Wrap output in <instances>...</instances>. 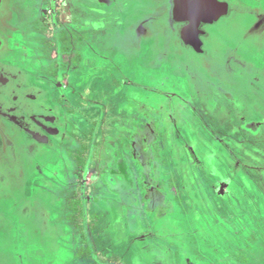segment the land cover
<instances>
[{"label": "flooded vegetation", "instance_id": "obj_1", "mask_svg": "<svg viewBox=\"0 0 264 264\" xmlns=\"http://www.w3.org/2000/svg\"><path fill=\"white\" fill-rule=\"evenodd\" d=\"M107 117L106 142L129 151L113 153L115 167L101 158ZM124 158L131 183L143 182L128 211L146 229L122 240H152L157 264H200L182 220L164 213L214 227L200 213L214 206L196 197L209 163L258 192L246 170L264 161V0H0V195L14 196H0V264H31L41 247L42 264H134L118 255L122 220L101 206ZM151 212L163 219L156 233ZM7 244L23 245L15 259Z\"/></svg>", "mask_w": 264, "mask_h": 264}, {"label": "rangeland", "instance_id": "obj_2", "mask_svg": "<svg viewBox=\"0 0 264 264\" xmlns=\"http://www.w3.org/2000/svg\"><path fill=\"white\" fill-rule=\"evenodd\" d=\"M121 26L122 24H120V27ZM136 66L137 65L135 64V67ZM105 68L106 70L110 69V67H106V63H105ZM125 68L127 70L126 74L127 73L130 74L129 69L127 67ZM168 89H169L168 91H171V90L179 91L180 88L178 89V87L174 86L173 88L169 87ZM189 137H190L189 138L190 140H192V138L194 139L192 135H189ZM210 144L212 145V142H210ZM101 148H102L100 150L102 154L101 158L104 160L107 158L112 159V156H114L113 153L119 154V152H121L119 149H113L104 140H103V144ZM255 148H256L255 146H252V148H249V152L252 150H256ZM198 150H199L200 156L207 155L210 158V155H208V152H209L208 148H206L205 146H201ZM212 161L213 163H215L214 160ZM261 163L263 164L252 165L251 168H248V170H246L247 172L246 174L249 176L251 181L255 185L258 186V192L254 191L251 193L247 191V188L244 186L242 181L240 182V180H237L239 182H235L234 180H236L238 177H236L233 171V174H231V176H229L227 180L223 182V183L228 182L229 184L230 183L232 184L233 198L231 196H227L224 199L216 198L219 200L216 201L217 204H214V203L212 204L214 208L209 207L207 211L200 212L202 218H204L205 215H209L210 219L215 223L214 227L210 228L207 225H205L204 227L201 228L200 231H198L195 228L197 226L195 224L196 222H194L193 213L173 214L174 217L180 218V220H182L184 224H187L186 231H188V235H189L186 239L187 244H190V248L193 252H197V253L200 252L203 255V258L206 264H227L226 261H224L226 259L225 256L218 258L217 256L205 250V247L203 245V242L205 240H207L208 243H212V239L214 240L216 239L217 242H223V241L229 242L226 237H231L233 239L235 238V241L233 242L235 244L231 243L234 249V257H233L232 264H264V212L263 214L260 213L262 202L260 200L261 198H258L257 196V193H260L261 190H262V193L264 192V188H263L264 187V161ZM212 165H213L212 163H209L206 165L207 168H210L209 171L207 172V175H210L208 176V178H211V176H213L214 174L216 176H221L223 178H226L227 176L226 175V170H227L226 164L215 163L214 169H211ZM240 171L241 173L242 171L244 172L243 166L240 169ZM260 174H262V176H260ZM203 176H206V173L203 174ZM210 182H212L213 184V180L209 179L208 185L210 184ZM238 184H240V187H239V193L237 196V191L236 190L234 191V189L237 188L236 186ZM260 184H261V188H259ZM18 189L19 188H17L14 191V194L18 193ZM245 192H248V193H245ZM208 195L209 194H207V196ZM0 196H1V199H3L5 197L7 198L12 197L13 195L12 193L5 191ZM197 198L199 199V197ZM107 205L109 206L108 208H110L111 210L114 209V207L112 206L111 203H109L108 200H106V202H104L103 205L101 206L106 210ZM116 208L117 206L115 207V209ZM116 210L114 211L116 213V216L118 215L120 217L119 221L123 220L125 224L131 225L130 223L131 217L130 219L129 217H124L125 212L123 210H119V211H116ZM153 213L154 212H151V214L146 213V215H150L151 220H153L152 228H155V233H156L157 231L156 226L159 225L160 222L163 221V219L159 217L158 215H155V214L153 215ZM129 216H131V213L129 214ZM132 216H133L131 219L132 225H136L138 221L141 220V217H138L140 216V213L135 212L134 214L133 212ZM220 227H222L226 231L225 234L221 231L222 229L219 230ZM108 229L110 228H106V230L109 232L110 230ZM120 232L122 233L125 232V226L120 230ZM1 237L5 238L4 236H0V240H1ZM222 239H225V240H222ZM157 240L160 242V240L163 241V238L161 239L157 238ZM51 242L53 243L55 242L52 240L50 241V246L52 248ZM15 244H12L11 246L7 245L6 247H4V249L9 250L13 253L14 258H15V253H17V249H16L17 246H20V249H22L23 247V245H15ZM217 244H219L217 246L218 250L220 247H223L222 244L220 243H215L214 245H217ZM137 247H139L138 244H137ZM62 248H63V251L65 252L63 254V257H64L63 259L72 260L75 258V254H74L75 247L74 246H68L66 248L62 246ZM0 249L3 252V247H0ZM1 251H0V254L2 253ZM7 254L10 257L11 253L7 252ZM152 255H153L152 253H141L140 254V251L138 249L137 251L135 250L134 244L131 245L130 247H127V252H125V257L128 256L129 257L128 259H132L134 264H153L151 262L156 263L155 258ZM239 257L244 258V259L240 260ZM119 258L120 260L122 259V257H119ZM162 258L164 259L166 258V256ZM162 258L160 259L163 260ZM59 264H62V262Z\"/></svg>", "mask_w": 264, "mask_h": 264}, {"label": "crops", "instance_id": "obj_3", "mask_svg": "<svg viewBox=\"0 0 264 264\" xmlns=\"http://www.w3.org/2000/svg\"><path fill=\"white\" fill-rule=\"evenodd\" d=\"M109 117L106 118L105 124H103L104 126H103L102 131H101L102 141L104 140L105 142H106V140H105L106 136L105 135L109 133V132H107L108 129H109L108 126L111 123V119H109ZM112 119H113V117H112ZM119 150L121 152H123L124 154L126 153V155L129 154V151L127 149L119 148ZM111 161L112 160L110 158H107L105 160L103 159V162H104L103 164L104 165H114V167H115V164H112L113 162H111ZM135 163H136V167L138 168V172L139 173H140V169L141 168L143 169V172H142L143 175H144V173H145V175H146V173H148L149 166H150V161L148 160V157H147L146 154H143L142 159L141 160L138 159L137 162H135ZM226 166H227V170H226V175L227 176H226V178H223L221 176H216L215 174L213 176H211V178H208V176H210V175H207V172L203 173V174L206 173V176H203V174H201L204 177V179H205V181L207 183V186H206V189H205V191L203 193H198L197 194V197H199L198 201L202 200L208 206V205L213 204V203L217 204L216 201L219 200V199H216V198L224 199L227 196H231L233 198L232 192H230V191H228L226 193H225V191L223 192L222 183L225 182L227 180V178L229 176H231V174H233V170H232L233 167H231L229 164H226ZM240 167H242V166H240ZM129 170H130V162H128L126 158L121 159V161L118 163V167H116V169L114 171V174H113L115 179L118 181V182L114 181L115 184H113V188H115V189L112 188V189H110L108 191L106 190L107 192L105 191L104 193L107 196V199L109 200V203H111L112 206L114 207V210H116V209H117L116 211L123 210L125 212L124 217H129V219L131 217V219H132V217H133L132 215L133 214H131V216H129V214L131 212L128 211V206L129 207H131V205H133V206L136 205L137 206V204H138V196L137 195L133 196V185H134V188H136V185L138 187L139 185L143 184V182H142V178H141V179H137L135 181V183L132 184L131 180L133 181V179L130 177ZM209 179L213 180V184H212V182H210V184L208 185ZM248 179L251 180L249 178V176H248ZM237 180H240V178L238 177ZM252 184H254V183H252ZM214 186H216V187H214ZM116 187H118V188L116 189ZM245 193H248V192H245ZM207 194H209V195L207 196ZM133 197H135V199ZM145 201H147V200H145ZM116 206H117V208L115 209ZM165 213H164V217L167 220L170 219V217L175 218L172 213H170V214L168 212H165ZM134 214H135V212H134ZM154 214H155V212L153 213V215ZM138 217H140V216H138ZM131 219H130L131 225L125 224V222L123 220L121 222L123 224V227L125 226V232L124 233L120 232V236H121L120 240H119L120 243H119V246H118V249H117L119 257H121L122 255L125 256V252H127V247H130L133 244H134L135 250L137 251V249H138L140 251V254L141 253H150V252H152L153 242L149 238H145V239H141V240L139 239L138 243H136V242H134V241H136V237H135V239H132V235L133 234H130V236H129L130 239L129 240H125V241L122 240L123 237L125 235L127 236V233H129L130 231L135 232L134 234L136 235L139 231H143V230L146 229V224L144 222L143 217H141L142 222L140 220V221H138V223L136 225H132ZM143 223H144L145 227H144ZM161 223H162V221H161ZM182 223H183V221H182ZM181 226H182V228L184 230H186V226H187L186 224L183 223ZM126 229H128V230H126ZM166 231H167L166 234H168L169 230L167 229ZM186 234H188V231L186 232ZM187 237L188 236H186V238H184V240H183L186 244H187V241H186ZM164 240H165V238H163V241ZM137 244L139 245V247H137ZM7 245L10 246V244H7ZM187 246H190V244H187ZM42 250L43 249L41 247V250L38 251V254L34 255L31 258V264H42L40 261L41 260L43 261V259L45 258V257L43 259L41 258L42 257L41 255L43 254ZM4 252L6 253V255L4 256L6 260L9 259V256H8L7 252L11 253V256L13 254L9 250H5ZM12 258H14V256ZM37 260H38V262L35 263ZM11 262H13V264L15 263V261H11ZM161 263L162 264H182L181 261H180V257H178L177 260L168 259V261L166 260V262H161ZM161 263H159V264H161ZM7 264H10L9 261L7 262ZM155 264H157V263H155Z\"/></svg>", "mask_w": 264, "mask_h": 264}, {"label": "trees", "instance_id": "obj_4", "mask_svg": "<svg viewBox=\"0 0 264 264\" xmlns=\"http://www.w3.org/2000/svg\"><path fill=\"white\" fill-rule=\"evenodd\" d=\"M251 181V180H250ZM251 183H253L252 181H251ZM254 185V184H253ZM264 188V187H263ZM258 198H261L260 200H261V202H262V204H261V210H260V213H262L263 214V212H264V192L262 193V194H260L259 196H258ZM214 223V222H213ZM214 225H215V223H214ZM229 242H226V241H223V242H217L216 241V243H220V244H222V246L223 247H220L219 248V250L217 249V246L219 245V244H217V245H214V246H209L208 247V250H210V251H208L209 253H211V254H213V255H215V256H217L218 258H221L222 256H225L226 257V259L224 260V261H226V263L227 264H232L233 263V257H234V249H233V247H232V245H231V243H233L234 241H235V238L233 239H230V240H228ZM233 244H235V243H233ZM227 252V253H226ZM236 257V256H235ZM240 258V257H239ZM244 258H240V260H243ZM200 264H206L205 263V261H201V263Z\"/></svg>", "mask_w": 264, "mask_h": 264}]
</instances>
